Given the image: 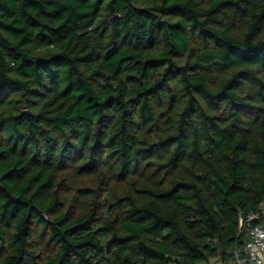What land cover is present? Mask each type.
<instances>
[{
  "label": "trees",
  "instance_id": "trees-1",
  "mask_svg": "<svg viewBox=\"0 0 264 264\" xmlns=\"http://www.w3.org/2000/svg\"><path fill=\"white\" fill-rule=\"evenodd\" d=\"M263 204L264 0H0V264H250Z\"/></svg>",
  "mask_w": 264,
  "mask_h": 264
},
{
  "label": "built area",
  "instance_id": "built-area-1",
  "mask_svg": "<svg viewBox=\"0 0 264 264\" xmlns=\"http://www.w3.org/2000/svg\"><path fill=\"white\" fill-rule=\"evenodd\" d=\"M259 219V214H249L244 219L240 218L239 228L242 229L245 236L243 250L248 257L249 263L256 258L257 252L264 251V226L255 223ZM168 264L178 263L170 261Z\"/></svg>",
  "mask_w": 264,
  "mask_h": 264
},
{
  "label": "clouds",
  "instance_id": "clouds-1",
  "mask_svg": "<svg viewBox=\"0 0 264 264\" xmlns=\"http://www.w3.org/2000/svg\"><path fill=\"white\" fill-rule=\"evenodd\" d=\"M250 264H264V251L256 253V258L250 261Z\"/></svg>",
  "mask_w": 264,
  "mask_h": 264
},
{
  "label": "rangeland",
  "instance_id": "rangeland-1",
  "mask_svg": "<svg viewBox=\"0 0 264 264\" xmlns=\"http://www.w3.org/2000/svg\"><path fill=\"white\" fill-rule=\"evenodd\" d=\"M261 211L264 214V204L261 206Z\"/></svg>",
  "mask_w": 264,
  "mask_h": 264
},
{
  "label": "crops",
  "instance_id": "crops-1",
  "mask_svg": "<svg viewBox=\"0 0 264 264\" xmlns=\"http://www.w3.org/2000/svg\"><path fill=\"white\" fill-rule=\"evenodd\" d=\"M262 215L264 216V214L262 213Z\"/></svg>",
  "mask_w": 264,
  "mask_h": 264
}]
</instances>
